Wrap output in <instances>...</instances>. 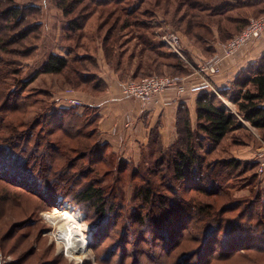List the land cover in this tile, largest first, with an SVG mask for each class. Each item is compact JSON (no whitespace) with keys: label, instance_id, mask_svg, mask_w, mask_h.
I'll return each instance as SVG.
<instances>
[{"label":"trees","instance_id":"1","mask_svg":"<svg viewBox=\"0 0 264 264\" xmlns=\"http://www.w3.org/2000/svg\"><path fill=\"white\" fill-rule=\"evenodd\" d=\"M53 1L63 18L67 19L63 36L74 34L75 37L83 28V18L87 20L89 14L97 13L98 8L109 11L103 20L105 23L98 27L97 32L104 25V29L108 27L102 38L95 37L92 41L94 54L79 55L76 52L82 47L79 44L82 40L80 35L74 38V47H69L70 59L50 54L32 77L19 78L17 59L30 58L36 51L33 45L41 34L38 25L40 10L29 6L20 8L15 0H0V129L5 119L3 116L9 112L22 113L27 107L36 105L37 101H31L35 94L50 97V93L44 89L27 90L32 79L39 74H63L68 82L75 83L81 91L101 96L106 86L97 75L98 50L102 51L107 66L118 71L122 84L129 80L138 82L154 76H167L163 72L164 67L171 72L168 73L172 78L190 73L174 55L161 50V43L149 35L153 29L143 17L152 18L162 0H154L153 4L150 0ZM176 1V8L185 9L180 17L174 19V25H181V33L194 47L210 54L211 44L215 41L213 26L217 25L215 28L218 29L220 25L219 21L214 22L211 17L217 11H221L220 14L226 12L229 1ZM251 3L259 8L258 17L263 16L264 0ZM32 18V23L24 25L26 20ZM125 29L132 31L131 37L121 41ZM136 29L140 30L135 35L140 49L136 54H127L124 46L135 38L132 34ZM223 35H218L221 40L229 37L224 36L223 39ZM135 56L138 60L134 63ZM253 66L218 92L220 97L231 103L245 124L211 90H201L195 103V123H191L185 107L179 109L173 143L163 147L156 130H152L148 146L141 152H148L149 162L144 160L145 155H141V163L146 165L142 167L139 163L138 168L128 172L125 162L117 161L116 168L113 166L109 145L99 142L97 127L100 117L95 108L85 106L81 114L74 108L49 109L40 112L32 122H12L10 136L3 135L4 132L0 130V203L8 199V195L27 194L34 196L41 208L46 205L51 209V205L57 204L58 200L73 207L82 206L86 220L95 219L91 227L95 246H103L109 238L114 239L123 233L120 241L118 239L107 245L109 247L105 255L100 257L103 263L110 262L118 251L120 260L124 255H129L124 245L128 241L125 239L128 233H143L132 240L131 256L136 260L134 264H151L149 260L155 256L151 254L152 238L164 240V250L168 253L172 250L170 247L181 245V237L185 239L193 233H199L194 237L196 241L201 239L200 246L191 249L187 255L180 254L177 260L179 264H211L219 261V258L227 259L235 255L247 257L243 255L246 252L264 253V176L258 175V164L231 155L229 159H207L229 134L238 130L247 132L249 128L256 131L264 142V55ZM26 90L28 95H23ZM46 98L39 102L42 106ZM19 128L23 129V132L20 131L22 133L18 131ZM55 132L71 141L86 142L85 146H81L84 149L81 152L83 159L79 160L81 162L75 153L79 148L78 142L62 144L61 140L54 138ZM249 134L247 139L240 134L233 136L231 146L237 147L229 149V152L241 147L256 148L259 143ZM22 143L23 148L18 150ZM29 143L32 146L26 149ZM71 154L75 156L71 157ZM29 164L36 175L26 167ZM113 173V184L121 186L127 179L129 183H134L133 201L138 204L131 208L132 213L129 215L123 214L125 205L118 198V191H109L99 185L101 177H110ZM123 173L127 175L122 176ZM231 180H243L250 187L248 192L254 195L232 199L230 192L235 191L233 188L236 183L232 187L229 185ZM83 182H86L84 187L80 186ZM256 183L258 188L254 190ZM245 189L246 186L238 187L239 191ZM112 196L116 203L110 201ZM25 225L27 221L24 219L12 223L5 238L8 240ZM119 227L122 231L118 230ZM145 233L150 235V239H146ZM177 233L182 234L179 237ZM18 238L23 240L24 237ZM149 243L151 248L146 249ZM217 246L218 250L215 249ZM30 254L25 253L22 260L30 257Z\"/></svg>","mask_w":264,"mask_h":264},{"label":"rangeland","instance_id":"2","mask_svg":"<svg viewBox=\"0 0 264 264\" xmlns=\"http://www.w3.org/2000/svg\"><path fill=\"white\" fill-rule=\"evenodd\" d=\"M154 0H150L151 4H153ZM229 1V6L226 10V12H223L220 14L217 11V13L211 17L212 21H219V26L218 29L215 27L217 25L213 26V37L215 38V41L212 42L211 44V53L207 54L205 52H202L198 48L194 47L186 38L181 33V25L180 26H175L174 25V19L178 18L182 15L184 11V7L179 10V8H176L178 2L176 0H162L161 4L159 7H157V10L153 14L152 18L146 17L144 15L143 19L147 20V23L152 26V33L151 35L152 39L156 42L161 43L162 48L161 50L165 51L166 53L172 54V52L164 45L162 42V39L168 35L172 34L176 36L181 44V48L183 50V58L186 60L187 63H184L182 59L174 55L182 64L183 67L186 68V70L190 71L193 73L192 67L196 66L197 64L194 63L193 57L191 56V53L193 51H197L201 56L204 57V59L201 62H204L208 59H211L213 56L217 55L219 53V46L224 45L227 42H229L234 36L239 34L241 31H243L247 25V22L249 19H255L258 18V10L256 4L251 3V1L255 2L256 0H240V2L236 0H226ZM15 3L21 8V7H35L37 10H40L38 13V16H40L38 20V25L41 28V34L39 33V40L36 42V44L33 45V47H36V51L33 53L32 57L27 58V59H17V64L19 66V78H28L32 77L34 73L38 71V69L41 67L42 63L44 60L47 58L48 55L50 54H56L59 56H62L64 58H71V53L69 47L73 48L75 45L74 38L79 37L82 35V40H80L79 44L82 45L81 48L77 49L76 52L79 55H84L87 53L92 54L93 53V40L95 37L102 38L105 34V31L107 29L105 28V25L103 28L99 29L100 32L98 31V27L103 25V20L108 16L107 11L108 9H100L98 8L97 13L94 14H89V18L87 20H84L82 22V29L80 32L77 34L71 35L72 40L70 39L71 36H63V27L66 25L67 19L63 18L61 11L54 6V1L53 0H15ZM111 9V8H110ZM156 9V8H155ZM103 10V11H102ZM102 12V13H101ZM106 12V13H103ZM75 14H78L77 12ZM74 16V15H72ZM84 16V14H83ZM27 22L32 23L33 18L26 20L24 25H27ZM173 22V25L171 24ZM108 22H106L107 24ZM109 23L108 25H110ZM183 28V26H182ZM135 29V28H134ZM239 30V31H237ZM139 29H136V31L133 30V36L139 32ZM220 35L228 36L226 37L225 40L220 39ZM224 31L226 33H224ZM132 31H129L128 29H125L122 32V40L121 41H126L129 40L128 38L131 37L130 33ZM135 32V33H134ZM223 33V34H222ZM84 36V37H83ZM63 37V38H62ZM230 38V39H229ZM134 39H131L127 45H125L126 53L129 54L130 52H134L135 54L138 53L140 47L137 44V41ZM64 40V41H63ZM31 41V40H30ZM29 41V42H30ZM220 43L218 45L216 51H214V44L215 43ZM75 51V50H73ZM94 54V53H93ZM102 54L101 50L97 51V63L98 67L100 69L101 66V60L99 55ZM103 57V56H102ZM138 57H133V62H137ZM200 62V63H201ZM105 68V67H104ZM101 70H99L98 73H100ZM163 72L169 76V70L166 69L165 67L163 68ZM169 72V73H168ZM163 73V74H165ZM70 74V73H69ZM68 74V75H69ZM98 75V74H97ZM181 78V77H177ZM33 80V81H32ZM31 83L27 87V90H33V91H39L40 89H44L50 93V97L46 98L45 96L41 94H35V96L31 97V101H37L36 105H33L31 107H27L22 113L21 111H16L14 114L10 113L7 114L6 116H3L4 121L2 123V129H0L3 133V135L8 134L10 136V129H11V124L12 122L14 124H18V121L23 120L25 123L32 122V120L37 116L40 112H46L49 111V109L54 110L55 108H74V107H69L67 106L66 102L67 99L70 98H76L79 99L80 101L85 103V106L87 107H92L94 106V102H96L95 97H100L98 95H91L86 92L81 91L79 86H76V84H71L68 82L65 78V75L61 74H39L32 79ZM76 86V87H75ZM213 86V85H212ZM214 88V87H213ZM27 90L23 93V95H28ZM47 99L46 103L42 106L41 103H39L41 100ZM222 98V97H221ZM222 100H225L222 98ZM221 100V101H222ZM115 103V102H113ZM226 104L224 106L230 111V108H234L230 102L226 101ZM91 104V105H90ZM84 106V107H85ZM43 107V108H42ZM82 109H77L74 108V110L78 113H82ZM235 110V109H234ZM235 115V114H234ZM241 119V118H240ZM239 119V121H241ZM248 128V127H247ZM36 129V128H35ZM23 129H18V131H22ZM116 129H112V133L116 134ZM248 131H240L238 132H233L229 134L223 142H221L220 146L214 149V151L210 154H212L209 158H207L210 161H214L217 159L221 158H226L229 159L230 155L231 157H236L238 159H247V158H241L240 151H243L244 149L241 147L237 149L236 151L233 150V152H229V149H234L237 147L236 146H231L232 138L236 134H240L244 136L247 139L248 133L249 135L252 136L253 139L257 140L259 145L254 148L256 149L255 152L253 153V156L251 158V161L254 162L253 157L257 155L258 153L262 152V148H264V142L261 141L260 135L253 130H250L249 128L247 129ZM37 131V130H36ZM23 132V131H22ZM20 132V133H22ZM35 132V131H34ZM18 133V132H17ZM54 138L57 140H61L62 144L65 143H77L78 144V149L75 151L77 153V160H82L83 155H82V150L81 146H85L86 142H81L80 140L76 141H71L68 137L65 135H61L58 132H55ZM98 139L99 142L102 143V137L98 134ZM55 139V140H56ZM105 141V139H104ZM2 144V142H0ZM10 142L8 143V145ZM83 144V145H82ZM107 144V143H105ZM205 144V143H204ZM31 144L29 143V146L26 147V149L31 148ZM23 148V143L17 148L22 149ZM227 149V150H226ZM15 150V152L19 154V151ZM109 153H112L113 155V166L117 165V161L119 162H125L128 164V169L127 172L130 170H134L138 168L139 163L143 167L146 164L141 163L143 161L141 155H145V161L149 162V155L148 152L145 151L143 154L140 156L138 155L137 158L134 157L133 151H121V149H118L119 151H114L109 149ZM227 151V152H224ZM261 150V151H260ZM112 151V152H111ZM239 151V152H238ZM259 151V152H258ZM236 152V153H235ZM209 154V155H210ZM208 155V156H209ZM74 157V154H71V157ZM240 157V158H239ZM253 159V160H252ZM81 162V161H79ZM31 163V162H30ZM258 164V163H256ZM29 168L30 172L34 175L35 172L33 170V167L31 164L26 166ZM25 168V169H27ZM259 166H257V173H258ZM142 171V170H141ZM130 173V172H129ZM127 173H123L122 176H126ZM260 175V173H258ZM116 176V174H115ZM114 177V173L110 177H101L102 180L99 183L100 186H105L106 189L109 191H118V198L122 201V204L124 206V215H129L131 208H135L137 206V202L133 201V196H134V183H129V180L127 179L125 181V184H113L112 179ZM244 178V175L241 176ZM260 177H262L260 175ZM111 179V180H110ZM110 180V181H109ZM86 182H83L80 186H85ZM229 185H232L233 183L236 185L233 189L235 191H231L232 199H242L244 197H252L254 194L249 193L248 191L250 190V187L247 186L243 180L235 181L231 180L229 182ZM119 186V188H118ZM246 186L245 190L239 191L238 187H243ZM110 187V188H109ZM258 184L256 183L254 190H257ZM190 196V195H189ZM113 196L110 197L111 202H115L113 200ZM213 199V198H212ZM214 200V199H213ZM37 199L34 198L32 195H27V194H14L13 195H8V199H5L4 202L0 203V253L2 254L3 257L11 259L10 264H134L135 258L131 256V249H132V240L134 237L139 236L140 234L142 235L143 233H128V236H125V239L128 241L126 242L127 248H128V253L129 255H124L123 258L120 260V251H118L111 260L110 262L103 263V261L100 260V257H103L106 253L107 245H111L113 242L116 240L121 239V234L119 233L116 238L111 239L109 238L108 240L103 243L104 245H98L95 246V240H93V236L91 233V227L94 223L95 219H90L86 220V213L84 211V208L82 206L73 207L72 205L68 203H63L60 200H58L57 204L51 205L50 207H43L41 208L40 205L36 202ZM221 200H219V203ZM52 204V203H51ZM70 205L75 211H77L80 214V220L78 224L81 226H85L84 230H80L82 235H84L87 239H84L83 241L88 245L86 253H76L71 251L69 248H63V245L56 239V230L53 227V225L50 223L47 214L52 218H58L60 213H56V211L60 212V210L63 209L65 205ZM53 215V216H52ZM24 219L27 221V225L22 227L21 229H17L15 233H13V236L8 237V240L5 238L6 235L8 234V231L10 227L12 226V223L16 221H20ZM96 222V221H95ZM82 229V228H81ZM121 227H119L118 230H120ZM122 231V229L120 230ZM179 237L181 236L182 233H177ZM199 233H193L191 236L186 237L185 239H182L181 237V245L177 247H170L172 249L171 251L164 250V240H160L159 238H152L151 242L153 243L152 245V250L151 254L155 255L154 259H150L149 261L151 264H179L177 262L178 257L180 254H188L191 249H198L200 246V241L201 239L196 241V238L194 236H198ZM24 237L23 240L19 239L18 237ZM144 236L146 239H150V235L148 233H145ZM201 237V236H199ZM91 245V246H89ZM151 248V243L146 246V249ZM163 248V249H162ZM145 249V250H146ZM218 250L217 248H215ZM67 251V252H65ZM31 253L28 258H24L22 260V256L25 253ZM153 252V253H152ZM167 253V254H166ZM185 255V257H186ZM247 257H237L232 256V258H219V261H214V263L211 264H264V253H256V252H246L243 254ZM223 259V260H222ZM211 261V260H210ZM212 261V262H213Z\"/></svg>","mask_w":264,"mask_h":264},{"label":"crops","instance_id":"3","mask_svg":"<svg viewBox=\"0 0 264 264\" xmlns=\"http://www.w3.org/2000/svg\"><path fill=\"white\" fill-rule=\"evenodd\" d=\"M218 45H220L218 42L214 44V51ZM263 55L264 35L232 59L222 62L220 74L211 79L215 91L218 93L227 88L242 72L254 67L253 65ZM102 56V54L99 55V60H101L99 70L101 72L98 73V77L104 81L106 88L100 97H95L96 102L92 108L96 109L100 117L97 131L102 137V143H107L111 150L119 151L118 149H121V151L128 153L132 150L134 157L137 158L138 155H141L142 150L148 146L152 130H156L163 147L171 145L176 138V115L182 107L188 110L191 123H195V103L201 94L200 91L184 94L169 91L158 101L150 104L122 101L119 95L122 82L119 81L118 71L107 66ZM191 56L195 64H200L204 59L197 51H193ZM195 77L190 72L181 78H184L185 82H197L198 79L196 80ZM223 101L226 102V100ZM132 116L136 117L137 120L133 124V129L128 132L123 128V124L127 117ZM116 128V134H113L111 131ZM255 150L252 146H248L243 151L238 152L241 158L251 160Z\"/></svg>","mask_w":264,"mask_h":264},{"label":"built area","instance_id":"4","mask_svg":"<svg viewBox=\"0 0 264 264\" xmlns=\"http://www.w3.org/2000/svg\"><path fill=\"white\" fill-rule=\"evenodd\" d=\"M262 35H264V15L255 19H249L243 31L234 36L226 44L220 46L217 55L192 67V74L196 76V80L198 79L197 82H185L184 78H172L169 76H154L138 82L129 80L126 83L121 84L119 92L120 98L125 102L135 101L141 104H150L158 101L159 98L169 91L184 94L209 89L222 100L213 88L211 79L220 74L223 61L232 59L247 46L262 37ZM162 42L172 54L182 59L184 63H187L183 58V50L176 36L168 34L162 39ZM222 102L226 104L225 101L222 100ZM66 104L69 107L77 109H81L85 106L84 102L76 98L67 99ZM230 110L238 119H240L234 109L230 108ZM136 120L137 118L134 116L127 117L123 124V128L130 132L133 129V124ZM241 122L245 124L242 120ZM261 150L262 152L255 155L253 159L255 163H258V173H260L261 176H264V148ZM11 262V259L3 257L0 253V264H10Z\"/></svg>","mask_w":264,"mask_h":264},{"label":"bare ground","instance_id":"5","mask_svg":"<svg viewBox=\"0 0 264 264\" xmlns=\"http://www.w3.org/2000/svg\"><path fill=\"white\" fill-rule=\"evenodd\" d=\"M56 213H60L58 218H51L48 214L47 217L56 230V239L63 245L62 249L69 248L76 253H86L88 245L83 240L87 238L80 232L85 226L78 224L80 214L68 204Z\"/></svg>","mask_w":264,"mask_h":264}]
</instances>
